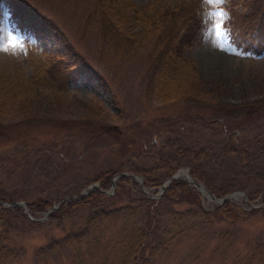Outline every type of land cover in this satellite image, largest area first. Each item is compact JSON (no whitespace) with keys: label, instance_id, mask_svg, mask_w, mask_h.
Wrapping results in <instances>:
<instances>
[{"label":"rangeland","instance_id":"rangeland-1","mask_svg":"<svg viewBox=\"0 0 264 264\" xmlns=\"http://www.w3.org/2000/svg\"><path fill=\"white\" fill-rule=\"evenodd\" d=\"M26 2L57 24L74 50L102 76L107 90L82 76L63 89L51 82L19 88L17 75L29 78L47 55H64L66 50L49 33L19 31L9 21L8 1L0 2V74L6 77L0 90V183L12 200L45 198L54 205L95 184L99 172L116 168L132 174L142 170L148 181L144 185L139 175L145 191L155 195L162 182L180 169L189 171L195 161L180 150L201 151L199 175L211 189L243 192L244 199L237 194L230 202L244 214L232 221L210 215L208 222L193 218L183 224L172 216L165 225L166 249L149 264H264V208L247 205L264 204V43L261 37L254 40L259 53L245 50L233 41L227 26L229 9L246 15L248 1L129 0L134 8L123 9L128 21L122 35L139 41L147 24L136 22L135 10L156 18L166 7L196 2L201 25L185 50L194 68L191 77H178L177 94L170 101L158 93L157 73L148 67L158 63L153 53L147 46L128 49L129 43L120 41V32L108 25L101 0ZM257 6L263 8L264 0ZM122 49L127 52L120 53ZM188 97H195L196 103L185 100ZM209 103L230 111L208 115ZM223 124H231L241 139L237 155L221 152ZM117 135H122L120 142ZM173 164L179 168L171 174ZM139 188L134 179L121 182L109 206L139 198ZM194 197H185L174 208L208 214L214 210L216 204L205 196L198 193L199 205ZM87 211L76 208L58 222L45 220L44 214L31 215V220L0 210V264H115L112 248L122 222L100 227L77 257L68 248L45 249L51 241L77 232Z\"/></svg>","mask_w":264,"mask_h":264},{"label":"trees","instance_id":"trees-1","mask_svg":"<svg viewBox=\"0 0 264 264\" xmlns=\"http://www.w3.org/2000/svg\"><path fill=\"white\" fill-rule=\"evenodd\" d=\"M7 1L10 10L9 21L12 24L15 23L19 31L25 32L26 30H31L35 32L39 29L43 33H49L53 40L60 42L66 50L64 55H47V59L44 62H38L35 71L32 72L33 74L29 78L25 79L22 75H17L16 84L19 88H33L38 84L51 82L55 83L58 89H63L70 80L82 76L90 84L92 83L101 89L107 90L106 82L102 76L92 70L83 56L74 50L69 40L65 38L63 31L53 20L33 9L28 5L26 0ZM247 1L250 5V12L246 15H235V11L229 9L228 31L238 46L240 45L245 50L252 49L254 52L259 53L257 47H255L254 40L261 37V41L264 43V6H262L263 8L257 6L258 0ZM100 3L102 12L108 18V25L114 31L120 32V35L118 33V37H120V41L123 43H129L128 49L130 47L132 50L135 48L141 50L147 46L149 51L153 53V59H157L158 63L154 65L153 63H149L148 67L151 73H157L155 77L158 83L156 86L158 93L166 101L175 99V95L177 94L175 86L180 81L178 77L182 75L191 77L190 72L194 68L187 56H185V50L192 45L191 43L201 25L200 19L194 9L196 2L189 5L183 3L175 4L171 8L170 6L166 7L162 9L161 15H157L156 18L152 17L155 18L152 22L149 21L152 18H148L135 10L136 22L140 25L147 24L140 41L135 36L122 35L123 25L128 21L123 9L134 8V4L129 2V0H101ZM119 51H121L120 53L127 52L125 49ZM151 65H153V69ZM160 68L161 71L159 72ZM4 78L6 77L0 74L1 91L4 88V85L1 83ZM185 100H189L193 104L196 103L195 97H188ZM205 107L208 108L206 111L208 115H220V113L227 115L230 111L229 107L222 105L215 106L210 103L205 105ZM65 126L67 134L69 128H67V125ZM220 130L225 136V143L220 148L223 155L229 157L239 154L241 139L233 130L232 125L223 124ZM121 136L117 135L118 142H120ZM180 151L181 155L191 156L195 159L189 166V172L197 182L204 183L207 189L217 197H221L229 192L230 189H211L210 185L206 184L203 175H199L197 164L200 163L204 156L201 151L187 148ZM195 154L196 156H194ZM178 168L177 164H173L170 173L172 174ZM120 172L122 171L119 168L115 170L106 169L98 173L95 181L99 182L100 187L107 191L111 187L110 182L112 177ZM134 173L141 175L144 178L143 184L147 185L148 181L145 175L142 174V170H136ZM128 180L132 179L120 178L116 181L115 186L121 182H128ZM165 190L159 201L149 199L140 191L138 194L139 198H131L125 204L111 207L109 203L110 201H114V197L110 195L106 196L102 191L94 189L84 197L77 198L64 205L61 204L58 207L59 209H54L48 215L51 218L48 220L61 222L76 208L88 209L83 226L77 232H70L59 240L51 241L45 249L49 252H54L59 248H68L77 257L81 253L82 245L91 236H94L100 227L122 222V231L117 236V240L114 241L112 248L115 253V264H149L161 251L166 249L165 244L168 240L166 235L169 229L165 225L167 220L171 219L172 216H178L182 221L180 224H183L186 223L184 221L190 222L193 218L201 220L202 223L208 222L210 215L218 218L220 222L232 221L241 218V215L244 214L240 208L228 201L224 202L225 204L221 206H215L210 214L203 213L200 210L194 211L191 208H186L182 212H179L180 210L174 207L180 204L187 196H195L193 203L199 205L198 197H196L198 193L189 187L182 178L172 181L169 188ZM0 201L8 203L13 201L10 194L5 191L2 183H0ZM50 206H52L51 202L45 198H35L32 202H26V208L32 216L43 215L45 210L49 209ZM0 210L11 216L24 214L17 206H12L9 209L1 207ZM172 226H175L174 221H172ZM176 228L177 226H175L174 230ZM178 228L180 229V226ZM146 252L148 257L144 256ZM7 255L11 256V253H7Z\"/></svg>","mask_w":264,"mask_h":264},{"label":"water","instance_id":"water-1","mask_svg":"<svg viewBox=\"0 0 264 264\" xmlns=\"http://www.w3.org/2000/svg\"><path fill=\"white\" fill-rule=\"evenodd\" d=\"M183 175L184 180L186 181V183H188L191 187H193L198 193H200L202 196H205L208 200H210L212 203H215L217 206H220L222 204H224V201H230V199L234 198L235 195L240 194L241 197L244 199L245 195L243 192L241 191H236L235 193H231V194H227L222 198H216V196L212 193H210L207 188L202 184H200L199 182H196L192 176H190L188 170H179L177 171L175 174H173L172 176H170V178H168L167 180H165L164 182L161 183V186L159 188V191L157 194L155 195H149L144 188V185L142 184L143 180L142 178L138 175H134L132 173L129 172H122V173H117L116 175H114V177L111 179V189L104 191L101 189L100 185L98 182H96V184H91L88 185L85 189V191L79 193L78 195L75 196H68L65 197L64 200L60 201L57 204H54L50 209L46 210L45 214H44V219L47 220L48 219V215L49 213L53 212L54 209H56L57 207H59L61 204H65L67 202H70L71 200H75L77 198H81L86 196V194H88L89 192L93 191L94 189H98L100 191H102L105 195H111L114 193V190L116 188L115 186V182L117 181V179L119 178H131L134 179L135 182L140 186V190L144 193L145 196H147L148 198H152V199H159L161 194L163 193V191L165 189H167L170 186V182L174 181V180H178L180 178V176ZM247 205L250 208L253 209H257L258 207H263L264 205H252L250 202H247ZM4 207V208H11V206H17L20 207L23 212H25L26 216L31 219V220H35L34 217H32L30 215V213L27 211L26 209V205L24 202H11V203H7V202H0V207ZM43 219V220H44Z\"/></svg>","mask_w":264,"mask_h":264},{"label":"bare ground","instance_id":"bare-ground-1","mask_svg":"<svg viewBox=\"0 0 264 264\" xmlns=\"http://www.w3.org/2000/svg\"><path fill=\"white\" fill-rule=\"evenodd\" d=\"M248 5H249V4H248ZM93 6H94V5H93ZM97 6H98V5H97ZM94 8H95V7H94ZM170 8H171V7H170ZM99 9H100V8H99ZM100 10H101V9H100ZM175 22H176V21H175ZM176 23H177V22H176ZM182 24H183V23H182ZM180 25H181V24H180ZM175 28H176V27H175ZM175 28H174V29H175ZM45 34H46V33H45ZM123 34H124V33H123ZM126 37H127V36H126ZM122 38L124 39V37H122ZM170 184H171V183H170ZM139 189H140V188H139ZM166 190H167V189H166ZM166 190H165V191H166ZM164 193H165V192H164ZM162 195H163V194H162ZM222 197H223V196H222ZM63 205H64V204H63ZM63 205H62V206H63ZM50 208H51V206H50ZM58 209H59V208H58ZM27 210H28V209H27ZM54 213H55V212H54ZM38 214H39V213H38ZM51 215H52V214H51ZM35 216H36V215H35ZM48 218H49V217H48ZM49 219H51V218H49Z\"/></svg>","mask_w":264,"mask_h":264},{"label":"snow or ice","instance_id":"snow-or-ice-1","mask_svg":"<svg viewBox=\"0 0 264 264\" xmlns=\"http://www.w3.org/2000/svg\"><path fill=\"white\" fill-rule=\"evenodd\" d=\"M217 2H219V0H217ZM215 27V26H214Z\"/></svg>","mask_w":264,"mask_h":264}]
</instances>
